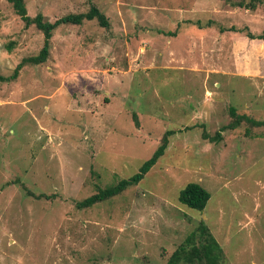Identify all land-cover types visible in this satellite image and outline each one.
<instances>
[{"label": "rangeland", "instance_id": "1", "mask_svg": "<svg viewBox=\"0 0 264 264\" xmlns=\"http://www.w3.org/2000/svg\"><path fill=\"white\" fill-rule=\"evenodd\" d=\"M24 1L51 22L94 5L111 25L63 24L46 63L0 80V264H167L202 221L225 264H264V128L204 139L232 107L264 120V39L248 35L264 33V0ZM44 40L0 0V76ZM167 130L138 186L77 208L135 175ZM189 183L210 192L203 211L180 203Z\"/></svg>", "mask_w": 264, "mask_h": 264}, {"label": "trees", "instance_id": "2", "mask_svg": "<svg viewBox=\"0 0 264 264\" xmlns=\"http://www.w3.org/2000/svg\"><path fill=\"white\" fill-rule=\"evenodd\" d=\"M7 1L13 6L15 12L25 22L26 26L29 27L35 25L37 29L44 34L45 40L44 46L38 55L24 58L17 66L12 76L8 78L0 76V80L2 81L16 79L19 76L20 71L27 65H41L46 63L50 56L51 40L54 31L59 26L63 24L82 25L85 21L92 20H97L101 27L107 29L111 25L108 17L94 5L88 12L69 14L55 22H51L41 13L34 18L29 16L24 0ZM252 9H255V6H252ZM248 35L251 39H264V33L260 36H255L252 33H249ZM9 50H12L11 46H9ZM230 113L233 121L227 126H223L215 136L204 133V139L212 142L220 141L223 138L222 133L224 131L229 129L235 130L242 126L243 123H247L254 128H264V120H257L246 114H240L235 107L230 109ZM175 134L176 132L173 130L166 131L162 138V142L155 153L143 163L135 175L121 179L116 184L110 185L106 188H100L96 194L82 201L76 202L77 208H92L99 203L119 196L131 187L138 186L147 174L156 166L158 161L165 155L170 145V138ZM41 197L44 196H38V198ZM210 199V192L199 183H189L179 193V201L182 205L198 211H203ZM225 262L226 255L224 249L213 236L205 222L202 221L196 230H194L172 254L167 264H225Z\"/></svg>", "mask_w": 264, "mask_h": 264}]
</instances>
